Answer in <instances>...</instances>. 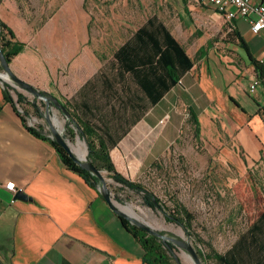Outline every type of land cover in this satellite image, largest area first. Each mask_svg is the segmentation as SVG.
<instances>
[{
	"label": "crops",
	"instance_id": "1",
	"mask_svg": "<svg viewBox=\"0 0 264 264\" xmlns=\"http://www.w3.org/2000/svg\"><path fill=\"white\" fill-rule=\"evenodd\" d=\"M164 2L180 21L179 33L160 17L151 25L148 20L134 28L127 25L123 30L128 34L115 27L111 40L117 38L118 47L103 53L96 45L104 39L97 37L100 29L89 17L78 35L65 25L52 33V14L58 10L52 12V0L38 1L37 12L50 15L42 21L25 16L19 1L10 6L2 1L0 18H5L6 4L12 17L3 21L28 42L27 52L10 67L65 106L69 117L52 108L66 125H87L115 142L110 156L121 174L146 172L170 153L190 111L201 123L206 117L211 126L217 111L227 113L230 122L219 133L230 137L249 161L264 163V78L254 64L264 70V29L254 33L244 18L232 26L198 0ZM165 29L194 61L179 78L175 74V83L170 66L161 60ZM186 36L193 38L192 44ZM126 43L127 49L116 54ZM256 78L261 82L251 93ZM3 89L0 82V264H146L142 247L101 193L66 169L57 152L27 130ZM8 182L27 199H15L17 193L5 187Z\"/></svg>",
	"mask_w": 264,
	"mask_h": 264
},
{
	"label": "rangeland",
	"instance_id": "2",
	"mask_svg": "<svg viewBox=\"0 0 264 264\" xmlns=\"http://www.w3.org/2000/svg\"><path fill=\"white\" fill-rule=\"evenodd\" d=\"M2 1L10 6V3L16 0H0V6ZM17 1L27 11L25 16L34 21H42L50 16L37 12L39 0ZM48 1L40 0V3ZM164 1L52 0V12L58 9L52 14V33H54V27L62 29L65 25L72 35H78L89 17L90 21L100 29L97 30V37L104 39L96 45V48L103 53L112 52L118 47L117 41L119 40L117 38L114 42L111 40L115 27H121V32L128 34L123 30L129 27L127 25L134 28L146 20L160 17L177 34L180 30V21L174 19L173 13L166 8ZM83 3L88 13L84 10ZM6 4L3 5L2 13L6 18L4 19L11 22L12 16L9 17ZM199 6L206 8L201 4ZM18 32L24 38V33H21L19 29ZM18 37L22 41V38ZM192 39L186 38L190 44L193 42ZM188 48L191 50L193 46L190 45ZM28 51L33 52L31 49ZM194 58H196L195 55ZM0 75L3 76V79L0 78L3 87L5 83H8L30 101H36L39 105L44 103V106H41L43 112L41 118L34 113L32 108L24 107L30 112L29 119H27L28 125L31 123L34 126L43 127L44 131L53 137L52 128L65 134L67 125L59 111L53 110L50 106L49 123L46 118L47 109L44 101L14 86L13 80L6 76L3 70H0ZM48 94L51 95V93ZM214 120L216 125L211 126L207 124L206 117L201 119L202 136L200 140H196L193 127L185 122L180 131L178 144L171 148L170 153L160 158L157 168L150 172H143L142 169L139 173L122 174L132 181L143 183L169 207H173V199L185 205L195 215L193 236L187 235L181 227L169 223L161 211L144 206L139 195L128 189H122L121 185L115 183L107 172L102 171L106 189L110 192L112 202L116 207L122 210L123 207L130 205L140 221L147 223L152 229L170 239L188 243L197 253L203 252L205 255L211 253V248L216 253L225 254L264 212V163L249 161L243 150L232 143L230 137L219 133V130H225L230 122L227 113L217 111ZM228 128L232 130L233 127ZM68 141L72 151L81 157L80 159L88 160L87 144L80 136L77 135ZM83 153L84 156H82ZM103 190V184H101V194ZM115 195L123 198L130 197V199L121 204L115 200ZM176 255L182 264H196L185 248L178 246ZM199 258L201 264H212L211 260H205L200 256Z\"/></svg>",
	"mask_w": 264,
	"mask_h": 264
},
{
	"label": "trees",
	"instance_id": "3",
	"mask_svg": "<svg viewBox=\"0 0 264 264\" xmlns=\"http://www.w3.org/2000/svg\"><path fill=\"white\" fill-rule=\"evenodd\" d=\"M153 22H158V19H149L147 24L151 25ZM146 25L141 27L136 35L143 32ZM236 36L239 38L240 42H242L237 33ZM164 37L167 47L161 53V60L165 61V63L170 66L171 69L169 71V76L171 78V82L175 83V74H177V78H179V72L190 70L194 64V61L188 56L186 49L180 45L166 29L164 30ZM127 44L128 43L121 47L116 52V54L123 53V51L127 49ZM0 48L9 64L12 63L15 57L24 52L26 48V43L20 41L17 38L14 30L1 18ZM157 52H159V49H157ZM254 64L256 69L260 71L259 77L263 79V68L258 62L254 61ZM0 70H3L1 63ZM3 93L5 101L13 106L15 111L24 122L27 130L37 139L47 142L57 152L62 164L66 169L78 174L91 188L97 192H100V186L102 182L97 176H95L92 172L83 169L74 160L70 152L61 146L56 141L55 137L46 133L43 127H32L27 124V118H29L30 112L29 109H25L24 107L28 106L29 108H32L34 113L41 118L43 117L41 106H44V103H42L43 105H39L36 101H30L24 94L20 93L16 88L8 83L4 84ZM19 108L23 109V114L19 111ZM186 122L189 123L191 127H193L196 140H200L202 136V130L198 115L195 112L190 111ZM77 135L85 139L88 150V161L97 170L101 172H107L108 176L115 183L120 184L122 189H128L139 195L144 206L149 207L152 210L161 211L169 223H173L176 226L181 227L187 235L193 236L195 215L189 211L185 205L180 203L177 199H173V207H169L143 183L139 181H132L117 171L110 156V150L116 144L115 142L109 140L106 141L95 128H91L83 124L79 126L75 121H69L64 134L65 139H74ZM263 159L264 151L262 150L261 160ZM159 160L153 163L147 172L157 168ZM129 199L130 197L123 198L119 195H115V200L121 204L126 203V201ZM120 220L123 227L134 236V238L142 247L144 251V263L182 264L181 260L176 255V252L178 251L177 245L156 235L148 233L140 227L132 224L124 217H120ZM198 254L205 260H211L212 264H264V212L250 226L247 232L239 237L236 243L225 254L216 253L213 248H211L210 254L205 255L203 252H198Z\"/></svg>",
	"mask_w": 264,
	"mask_h": 264
},
{
	"label": "water",
	"instance_id": "4",
	"mask_svg": "<svg viewBox=\"0 0 264 264\" xmlns=\"http://www.w3.org/2000/svg\"><path fill=\"white\" fill-rule=\"evenodd\" d=\"M0 63L1 66L3 68V73L10 77L13 82H14V86H17L19 88H22L30 93H32L35 97L41 99L42 101L45 102V106L47 109V121L50 123V106L54 105L56 108L60 109L65 115H68L66 108L64 107L63 104L60 103V101L56 98L53 97L52 95H49L48 93H43L41 91H39L38 89L34 88L32 85L26 83L25 81L21 80L20 78H18L12 71L10 64L6 61V58L4 57L1 48H0ZM0 78L3 79V76L0 75ZM52 132L54 134V137L56 139V141L63 146L65 149H67L71 156L74 158V160L85 170H88L90 172H92L95 176H97L102 184H103V192H102V196L103 198L109 203V205L111 206V208L113 209V211L119 216V217H124L127 220H129L132 224L140 227L141 229L147 231L150 234L156 235L166 241H170L172 243H174L175 245L185 248L190 255L193 257L194 261L196 264H201V260L198 256V253L196 252V250L189 245L188 243L185 242H181V241H177V240H173L170 239L169 237L162 235L161 233L155 231L154 229H152L147 223L140 221L139 219H135L130 217L129 215H127L125 212H123L121 209H119L118 207H116L113 202H112V198L110 195V192L106 189V183L104 181V177L102 175V172L97 170L88 160L83 161L82 159H80L73 151L71 148V144L70 142L65 139L64 135L57 131L56 129L52 128ZM15 199H20V200H25L27 199L26 195L18 192L15 195Z\"/></svg>",
	"mask_w": 264,
	"mask_h": 264
},
{
	"label": "built area",
	"instance_id": "5",
	"mask_svg": "<svg viewBox=\"0 0 264 264\" xmlns=\"http://www.w3.org/2000/svg\"><path fill=\"white\" fill-rule=\"evenodd\" d=\"M198 3L206 7H214L232 26L235 20L244 18L250 21L254 33L264 29V3H255L253 0H198ZM260 82L259 78L254 79L250 86L251 93L255 92ZM19 111L24 113L20 108ZM29 126L34 125L29 123ZM5 187L12 193H17L14 182L6 183Z\"/></svg>",
	"mask_w": 264,
	"mask_h": 264
},
{
	"label": "bare ground",
	"instance_id": "6",
	"mask_svg": "<svg viewBox=\"0 0 264 264\" xmlns=\"http://www.w3.org/2000/svg\"><path fill=\"white\" fill-rule=\"evenodd\" d=\"M122 211L132 218L140 219L137 213L134 211V209L130 205L123 207Z\"/></svg>",
	"mask_w": 264,
	"mask_h": 264
}]
</instances>
